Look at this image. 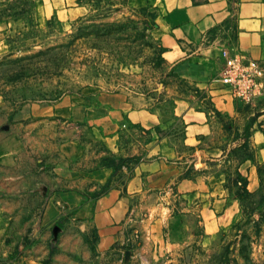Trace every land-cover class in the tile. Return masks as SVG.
<instances>
[{
    "label": "crops",
    "instance_id": "crops-1",
    "mask_svg": "<svg viewBox=\"0 0 264 264\" xmlns=\"http://www.w3.org/2000/svg\"><path fill=\"white\" fill-rule=\"evenodd\" d=\"M130 1L152 12L155 74L17 115L54 117L58 161L37 210L15 202L35 198L33 175L1 176L0 264H175L241 226V181L264 191V95L239 102L219 81L224 48L264 66V0ZM54 7L88 13L42 0L44 20Z\"/></svg>",
    "mask_w": 264,
    "mask_h": 264
},
{
    "label": "rangeland",
    "instance_id": "rangeland-1",
    "mask_svg": "<svg viewBox=\"0 0 264 264\" xmlns=\"http://www.w3.org/2000/svg\"><path fill=\"white\" fill-rule=\"evenodd\" d=\"M45 1L54 5L57 0ZM70 4H83L88 13L62 22L54 7L44 20L42 0H0L1 39L8 44L0 54V178L8 173L35 177V198L15 201L19 207L42 206L37 194L46 190L44 181H52L58 126L53 116L23 120L17 115L62 100L82 104L109 91H135L159 63L148 7L130 0ZM63 130L79 132L69 123ZM240 188L247 212L241 226L175 264H264V191L248 198L243 181Z\"/></svg>",
    "mask_w": 264,
    "mask_h": 264
},
{
    "label": "built area",
    "instance_id": "built-area-1",
    "mask_svg": "<svg viewBox=\"0 0 264 264\" xmlns=\"http://www.w3.org/2000/svg\"><path fill=\"white\" fill-rule=\"evenodd\" d=\"M221 58L219 81L234 100L250 104L264 95V66L229 48L222 49Z\"/></svg>",
    "mask_w": 264,
    "mask_h": 264
}]
</instances>
